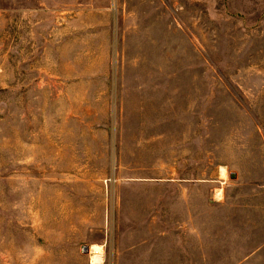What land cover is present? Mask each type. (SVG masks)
Returning a JSON list of instances; mask_svg holds the SVG:
<instances>
[{
    "label": "rangeland",
    "instance_id": "1",
    "mask_svg": "<svg viewBox=\"0 0 264 264\" xmlns=\"http://www.w3.org/2000/svg\"><path fill=\"white\" fill-rule=\"evenodd\" d=\"M102 262L264 264V0H0V264Z\"/></svg>",
    "mask_w": 264,
    "mask_h": 264
},
{
    "label": "bare ground",
    "instance_id": "2",
    "mask_svg": "<svg viewBox=\"0 0 264 264\" xmlns=\"http://www.w3.org/2000/svg\"><path fill=\"white\" fill-rule=\"evenodd\" d=\"M224 169H225V168H224ZM224 169L222 170V171H223V172H222L223 175H225V171H224ZM91 253L94 254V255L97 254V256H95V258H94L95 261H100V260H101V258H100L101 248H100V247H97V246L92 247V249H91ZM98 263H99V262H98ZM101 264H103V262H102Z\"/></svg>",
    "mask_w": 264,
    "mask_h": 264
},
{
    "label": "water",
    "instance_id": "3",
    "mask_svg": "<svg viewBox=\"0 0 264 264\" xmlns=\"http://www.w3.org/2000/svg\"><path fill=\"white\" fill-rule=\"evenodd\" d=\"M232 178H233V179H234V178H236V175H235V174H233V175H232Z\"/></svg>",
    "mask_w": 264,
    "mask_h": 264
}]
</instances>
